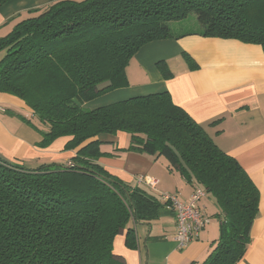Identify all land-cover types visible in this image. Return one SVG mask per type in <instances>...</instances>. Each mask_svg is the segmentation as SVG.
<instances>
[{"label": "trees", "instance_id": "trees-1", "mask_svg": "<svg viewBox=\"0 0 264 264\" xmlns=\"http://www.w3.org/2000/svg\"><path fill=\"white\" fill-rule=\"evenodd\" d=\"M9 1L0 0V7ZM190 15L202 36L264 52V0H58L30 11L0 38V93L30 109L23 121L41 135L39 148L65 139V150H76L68 168L0 158V264H126L114 252L116 239L135 250L134 226L158 219L163 207L97 163L101 137L117 133L128 138L122 152L163 158L169 171L214 200L218 239L204 261L191 264L240 262L259 191L169 93L82 107L128 87L126 69L136 52L172 38L171 24ZM184 60L197 67L188 55ZM157 68L172 78L167 63Z\"/></svg>", "mask_w": 264, "mask_h": 264}, {"label": "crops", "instance_id": "crops-1", "mask_svg": "<svg viewBox=\"0 0 264 264\" xmlns=\"http://www.w3.org/2000/svg\"><path fill=\"white\" fill-rule=\"evenodd\" d=\"M55 1L58 0H10L0 7V33L13 28L30 11ZM171 33L172 38L150 42L136 52L126 69L128 87L82 107L94 110L133 97L169 93L172 102L201 125L216 146L233 157L257 187L258 214L250 230V244L238 264H264V52L258 45L202 36L200 28L189 33L174 30ZM184 55L193 60L195 69L189 68ZM159 62L167 63L172 73L170 80L162 77L157 68ZM20 113L25 120L32 117L21 100L0 93V158L28 166L69 164L76 150H65V139L39 148L41 135L23 119L15 117ZM101 140L100 151L104 155L97 163L121 181L142 187L156 198L160 193H168L184 202L196 188L179 173L169 171L163 158L122 152L128 146L126 134L102 136ZM145 176L157 181L155 189L138 183V178ZM205 199L208 196L202 200ZM202 200L198 206L207 216ZM211 205L215 215L214 200ZM134 228L135 250L125 247L123 237H118L114 244V252L126 264H191L204 261L212 250L218 239L219 221L213 225L210 220L180 250L174 241V217L164 210L158 219Z\"/></svg>", "mask_w": 264, "mask_h": 264}, {"label": "built area", "instance_id": "built-area-1", "mask_svg": "<svg viewBox=\"0 0 264 264\" xmlns=\"http://www.w3.org/2000/svg\"><path fill=\"white\" fill-rule=\"evenodd\" d=\"M138 183L148 188L155 189L157 181L149 177L138 178ZM204 191L196 187L187 201H180L175 195L160 193L158 200L163 210L174 217L176 234L174 241L177 249H184L190 240L198 235L209 223L210 218L206 216L198 203L205 197Z\"/></svg>", "mask_w": 264, "mask_h": 264}, {"label": "rangeland", "instance_id": "rangeland-1", "mask_svg": "<svg viewBox=\"0 0 264 264\" xmlns=\"http://www.w3.org/2000/svg\"><path fill=\"white\" fill-rule=\"evenodd\" d=\"M76 1H81V0H76ZM171 25H173L172 27H170L171 30H174V31L179 32V33L180 32H184V33L185 32H188V33L189 32H194V31L199 30V28H200L194 15H190L187 19L182 20L180 22H174ZM11 30H12V28L11 29H7L4 32H1L0 33V37H4ZM2 56H3V53H0V59H1ZM23 116L24 115L22 113H20V114H17L15 117L17 119L21 120V119H25V117H23ZM31 124H35V125H37V127L39 126L37 124V121L33 120V119L31 120ZM70 164L71 163H69L67 166H70ZM201 203H202L203 207L206 208L205 212H206L207 216L210 218L211 223L213 225H214V223H218V219L215 217V215H213L214 210H213V207L211 205V204H213V199L210 196H208V199L202 200ZM143 225H145V224H143ZM218 236H219V234H218ZM146 238H147V235L144 238V242H145Z\"/></svg>", "mask_w": 264, "mask_h": 264}, {"label": "water", "instance_id": "water-1", "mask_svg": "<svg viewBox=\"0 0 264 264\" xmlns=\"http://www.w3.org/2000/svg\"><path fill=\"white\" fill-rule=\"evenodd\" d=\"M69 167H72V166H69ZM67 168H68V166H67Z\"/></svg>", "mask_w": 264, "mask_h": 264}]
</instances>
